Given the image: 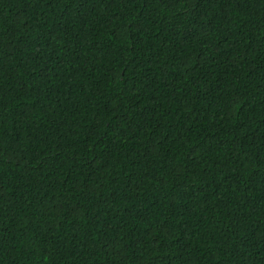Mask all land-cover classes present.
Listing matches in <instances>:
<instances>
[{"label":"trees","instance_id":"trees-1","mask_svg":"<svg viewBox=\"0 0 264 264\" xmlns=\"http://www.w3.org/2000/svg\"><path fill=\"white\" fill-rule=\"evenodd\" d=\"M0 264H264V0H0Z\"/></svg>","mask_w":264,"mask_h":264}]
</instances>
